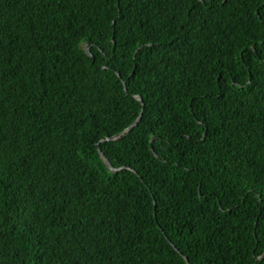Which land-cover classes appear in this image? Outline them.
I'll return each instance as SVG.
<instances>
[{"label":"trees","instance_id":"16d2710c","mask_svg":"<svg viewBox=\"0 0 264 264\" xmlns=\"http://www.w3.org/2000/svg\"><path fill=\"white\" fill-rule=\"evenodd\" d=\"M263 254L264 0H0V264Z\"/></svg>","mask_w":264,"mask_h":264},{"label":"water","instance_id":"95a60500","mask_svg":"<svg viewBox=\"0 0 264 264\" xmlns=\"http://www.w3.org/2000/svg\"><path fill=\"white\" fill-rule=\"evenodd\" d=\"M83 48L86 51V53L90 56V52L87 49V44L86 43L83 44ZM123 86H125L124 83H123ZM135 99L138 100L139 102H142V100H141V98L139 96H135ZM141 116H142V111L140 112V114L136 118V120L131 125H129L122 133L117 134V135H115V136H113L111 138L105 139V141H108V140H116V139H118L121 136V134L130 132L132 130V128L135 127L138 124V122L140 121ZM98 153L100 155L101 160L108 167V169H109L110 172H116L117 170H119V169H116V168H113L112 167V165L110 164V162L108 161V159L105 158V156L99 151V149H98ZM262 257H264V254H263ZM184 259L187 261V259L185 257H184Z\"/></svg>","mask_w":264,"mask_h":264}]
</instances>
